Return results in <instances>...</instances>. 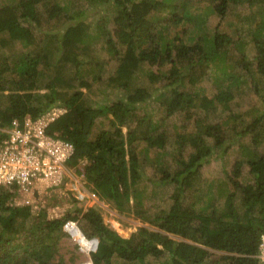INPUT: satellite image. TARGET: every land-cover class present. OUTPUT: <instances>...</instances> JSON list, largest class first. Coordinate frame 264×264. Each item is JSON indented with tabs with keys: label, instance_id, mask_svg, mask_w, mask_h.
<instances>
[{
	"label": "trees",
	"instance_id": "obj_1",
	"mask_svg": "<svg viewBox=\"0 0 264 264\" xmlns=\"http://www.w3.org/2000/svg\"><path fill=\"white\" fill-rule=\"evenodd\" d=\"M88 1L94 6L100 0ZM169 1L112 0L119 9L113 17L115 37L107 29L102 30L108 33L107 50L112 52L117 65L104 81L121 92L114 100L105 97L111 102L99 103L83 91L91 83L75 72L80 65V53H89L91 45L84 44L89 24L76 9L72 10L71 4L53 0L43 8L40 0H9L10 3L0 6V47L13 40L25 46L33 44L34 31L41 29L44 21H60L64 16L63 22L67 18L73 20L59 34L50 33L43 46L22 52L15 61L0 53V125L12 118L27 114L37 117L51 108H63L64 112L50 124V130L66 128L64 134L73 143V154L66 160V166L74 168L80 159L88 160L82 171H76L85 178L93 193L112 200L121 212L132 211L154 227L141 226L124 238L103 222L99 211H85L81 216L83 222L78 225L87 236L98 239L97 250L91 254L92 264H112L116 257L126 264H153L150 258L162 259L159 264H261L257 246L264 232V149L258 155L248 156L252 176L249 182L230 180L229 190H218V196L225 194L221 205L209 200L210 188L198 191L199 196L190 203L183 200L185 191L195 188L198 182L199 162L211 153L205 138H213L216 147L224 141L220 122L207 123L205 118H195V130L199 132L189 137L175 134L173 143L177 144L175 149L179 154L176 165L161 174L162 180L174 184L172 202L167 209L160 214L148 212L135 188L136 183L147 179L143 167L146 162H140L139 157L148 159L149 151L162 148L155 153V159L160 162L165 153L169 137L166 130L159 131V125L169 117L183 111L186 118H192L190 111L197 106L215 109L221 105L231 111V88L242 90L247 77L254 90L264 95V0H208L209 10L218 21L198 36L194 44L178 34H164L170 25H178L191 17L185 12V5H181L183 14H176V6ZM254 1L258 5L254 15L241 17L239 8L252 6ZM86 14L89 12L83 16ZM162 17L170 20L157 23ZM102 19L105 23L107 16L103 15ZM232 19L240 20L245 26L236 23L234 26ZM222 22L226 24L220 28ZM249 44L256 50L253 60L244 51ZM40 62L45 68L52 65L57 68L44 92H39L41 85L37 84ZM142 64L156 67L155 72L150 69L147 75L151 84L157 85L159 93L155 99L163 108L155 118L144 103L154 94L147 88L131 86L133 73ZM209 65L219 67L225 75L222 79L228 81L226 86L219 85L210 98L187 90L185 86L195 85ZM228 66H237L242 73L236 74L235 69L226 72ZM252 66L255 72L251 71ZM258 75L263 79L257 78ZM233 114L231 111L230 116ZM248 114L251 122L240 136L263 126L254 134V139L262 136L264 108L249 109ZM100 117H108V128L94 133L93 126ZM239 117L235 113V118ZM259 138L254 140L256 144ZM138 140L143 143L141 149L136 144ZM186 143L192 146L193 152L184 160L180 153ZM241 165V160L235 161L237 174ZM151 175V179L156 177L155 170ZM18 190L15 184L0 187V264H62L61 260L54 263L51 260L56 251V238L63 233V223L77 215L45 219V213L41 212L44 220L28 226L23 216L27 206L11 203L16 196H21ZM54 233L59 234L52 239ZM210 250L218 252V259L208 261Z\"/></svg>",
	"mask_w": 264,
	"mask_h": 264
},
{
	"label": "rangeland",
	"instance_id": "obj_2",
	"mask_svg": "<svg viewBox=\"0 0 264 264\" xmlns=\"http://www.w3.org/2000/svg\"><path fill=\"white\" fill-rule=\"evenodd\" d=\"M11 1V0H10ZM42 7H45V4L50 3L53 0H40ZM59 3H68L71 4L72 10L76 9V13L82 16L81 19L87 24H89V29L86 34V40L84 44L89 43L91 45L89 53L84 55L80 53L79 61L80 65L75 69L77 75H80V78H83L87 82L91 83L90 88H84L83 91L90 93L93 100L96 102H111L109 100H114L116 96L120 95V90L117 88H112L108 86L104 80L107 79L109 74H113L117 62L114 59V55L111 51L107 50L106 39L107 34L104 30L107 29L109 34L115 37L114 32V20L113 17L119 13V9L112 3V0L105 2L100 0L97 3H94V6L90 5L88 0H55ZM256 1V0H255ZM254 4L252 6H242L237 8L240 11L241 17L250 14L253 16L255 10L258 9V5ZM170 4L175 5L174 12L178 15H181V5H185V12H187L191 17L181 20V23L178 25H170L169 30H164L165 35L174 36L178 34L183 38L184 41L194 44L198 36H200L204 31H209L208 29L218 21V18L212 11L209 10L208 0H170ZM10 3L9 0H0V6ZM260 3V2H259ZM92 10V12L90 11ZM83 16V13H88ZM183 14V13H182ZM107 16V21L103 22L102 16ZM65 17V16H64ZM64 17L59 20L44 21L41 29H36L34 31V42L28 46H25L24 43L18 40H13L9 45L0 47V53L6 54L10 60H17L22 52H30L31 49H36V47L43 46L46 42V38L50 33L59 34L63 27L73 20L64 21ZM172 18V16L170 17ZM257 20V18H255ZM170 20L168 17H162L157 23H165ZM246 21V20H243ZM239 26H245V24L240 23V20L233 21ZM226 24L222 22L220 28ZM56 29V30H55ZM167 31V32H166ZM185 32V33H184ZM177 43L178 41H173ZM118 50H120V45L117 44ZM245 53L253 60V57L256 54V50L252 44L246 45ZM173 59L176 60L173 55ZM194 57L191 58V60ZM234 59V57H233ZM255 64V61H254ZM169 66V64H167ZM40 75L37 77V84L41 85L39 92H44L47 89L44 88L51 79H53L57 68L53 65L50 68H45L44 63H39ZM153 70L155 72L156 67L152 66L148 68L145 64L140 65L132 76V87L135 88H147L152 94L151 98L147 99L145 103V109L153 114L152 118H155L158 113H161L159 102L155 99L159 91L156 90L157 85L151 84L147 78L148 70ZM161 69H165V66ZM236 70V74L242 73L236 66L226 67V72ZM238 69V70H237ZM256 68L252 66V72L256 71ZM225 76L216 65H209V68L206 72L197 79L196 84L186 85V89L190 92H197L199 96H206L208 98L212 97L219 89L220 86H226L225 81L222 77ZM259 79H263L260 75L257 76ZM103 79V80H101ZM219 81H218V80ZM76 82H79V78L76 79ZM222 83V84H221ZM73 84H75L73 82ZM234 85V84H233ZM249 78L247 77L246 82L242 84V90H236L235 87L231 88L233 93V98L231 100L230 110L234 113L233 116H230L231 111L223 109L221 105H218L215 109L210 107L208 109L201 108L199 106L193 107L191 109V117L186 118L184 112H178L176 116L169 117L161 125H159V131H165L168 135V144L165 149V153L160 158V162L155 159V153L160 152L162 148H153L149 151L146 147V150L149 151L148 159H141L140 162L144 165V174L147 176V179L142 180L136 183L135 188L138 189L140 198L143 203V207L151 213H161V210H165L169 207L172 202L171 193L174 187V184L166 182L161 179L162 171L165 169L171 170L176 165V159L178 157V151L175 149L177 144L174 142V136L184 135L191 136L195 132L193 120L195 118H205L204 121L211 123H221L222 127V138L223 143L219 147L214 146V139L211 137H206L205 141L210 145L211 153H208L202 161L199 162V175L197 178V184L195 188L188 189L184 193V202L190 203L196 197L199 196L198 191L205 192L207 188L211 190V199L212 203L217 204L218 206L224 202L225 194L218 196V190H229L230 180L239 181L240 183L249 182L252 179V176L249 173V166L247 163L248 156L258 155L264 149V133L262 136H258L259 142L256 144L254 142V134L263 129V126L258 127L252 133H249L245 136H240V132L245 129V126L250 124L251 117L248 114V110L256 108L261 110L264 108V95L257 93ZM261 85V84H260ZM107 93V95H106ZM264 93V92H263ZM105 97L109 98L106 100ZM1 98V96H0ZM143 103V104H144ZM142 114V107L139 108ZM235 113L240 114L239 118H235ZM93 132L97 133L101 129L108 128V117L96 119L95 125L93 126ZM251 128V126H250ZM123 131L126 130V127H122ZM195 133V134H196ZM201 133V132H200ZM256 141V140H255ZM137 146L141 149L143 143L138 140L136 143ZM243 149V150H242ZM193 152L192 146L189 143H186L185 147L180 153V156L184 160H187L189 154ZM253 152V153H252ZM172 154L174 156L172 157ZM143 156V155H142ZM176 158V159H175ZM237 160L242 161V165L238 169V174L235 171L234 163ZM89 163L88 160L82 158L78 162V165L74 168L69 169L66 185H62L61 188L49 189L48 192L41 193L40 196H37L35 192V197H27L25 194L21 196H16L14 200L11 201L13 204H20L27 206L23 210V216L26 218L27 225L35 224L38 221H43L44 218L40 215L41 212L45 213V219H53L60 217L64 214L68 215H77L73 219L78 222L81 226L83 222L82 214L89 210H97L101 214L103 222L113 228L121 237H128L131 233L138 230L141 226H146L149 228H154L146 221H143L136 217L134 213L131 212H121L119 211L112 200L103 198L102 195L86 194L85 199L80 200L75 196V190L79 189L80 183L83 179L80 173L77 170H83L85 164ZM151 164L156 165V168ZM155 170L157 173L156 177L151 179V174ZM36 191H41L42 187L37 185ZM85 188L90 192L92 188L90 185L85 184ZM74 189V190H73ZM28 202L25 201V198ZM90 197V198H89ZM201 198H204L201 197ZM59 233H54L52 239H55ZM179 237H175L178 239ZM56 251L53 252L52 262H59L61 260L62 264H81L86 260V256L79 252L76 245L69 239L68 235L63 232L59 238H56L55 243ZM218 252L210 250L208 261L218 259ZM150 261L153 264H159L162 259L150 258ZM112 264H126L125 262L117 259L113 260ZM207 264H209L207 262Z\"/></svg>",
	"mask_w": 264,
	"mask_h": 264
},
{
	"label": "built area",
	"instance_id": "obj_3",
	"mask_svg": "<svg viewBox=\"0 0 264 264\" xmlns=\"http://www.w3.org/2000/svg\"><path fill=\"white\" fill-rule=\"evenodd\" d=\"M63 112V108L54 107L37 117L27 114L0 125V187L18 185L21 195L30 198L35 197V192L40 196L66 185L70 169L66 160L73 154V143L64 134L66 128L50 130V124ZM81 177L83 181L78 184L75 196L83 200L88 197L86 194L92 197L95 193L85 188L87 181ZM37 185L42 187L41 191H36ZM25 201L28 202L26 198ZM62 230L86 256L81 264H92L97 237L87 236L73 219H67ZM257 258L264 264V232L259 238Z\"/></svg>",
	"mask_w": 264,
	"mask_h": 264
},
{
	"label": "clouds",
	"instance_id": "obj_4",
	"mask_svg": "<svg viewBox=\"0 0 264 264\" xmlns=\"http://www.w3.org/2000/svg\"><path fill=\"white\" fill-rule=\"evenodd\" d=\"M70 168V167H69ZM76 194V193H75ZM63 231V230H62Z\"/></svg>",
	"mask_w": 264,
	"mask_h": 264
}]
</instances>
